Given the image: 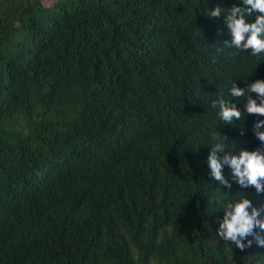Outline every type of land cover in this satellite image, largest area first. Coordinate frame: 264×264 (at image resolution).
Here are the masks:
<instances>
[{
	"label": "trees",
	"instance_id": "1",
	"mask_svg": "<svg viewBox=\"0 0 264 264\" xmlns=\"http://www.w3.org/2000/svg\"><path fill=\"white\" fill-rule=\"evenodd\" d=\"M234 6L0 0V264H264L255 241L217 234L243 196L264 219V193L226 165L219 185L207 163L217 142L261 146L264 117L229 125L213 107L243 112L232 84L264 80V55L231 46Z\"/></svg>",
	"mask_w": 264,
	"mask_h": 264
},
{
	"label": "clouds",
	"instance_id": "2",
	"mask_svg": "<svg viewBox=\"0 0 264 264\" xmlns=\"http://www.w3.org/2000/svg\"><path fill=\"white\" fill-rule=\"evenodd\" d=\"M243 8L234 6L228 12L226 26L231 34V46L238 51H250L253 56L264 55V0H242ZM222 8L214 7L206 15L210 18L219 17ZM258 13L253 22H247L245 14ZM227 43L225 47H229ZM250 93H255L254 99ZM234 98H244V111L236 106L237 103L223 99L213 103L219 108V118L225 124L244 119L245 114L264 117V80H256L245 88L237 87L234 83L230 89ZM259 101V102H257ZM264 119L253 123L252 131L260 141V147L252 151L241 150L238 155L225 152V145L217 142L212 145L207 156L210 175L219 185L231 189L229 179L223 173L226 165L230 169L231 180L241 188L253 187L255 191L264 193ZM226 138V137H225ZM215 139V138H214ZM218 153H225L220 156ZM223 218L219 221L218 236L231 242L240 251L252 246L264 247V235L257 233L259 228L264 232V219H259L260 211L253 207L245 196L225 204ZM251 237V239H249Z\"/></svg>",
	"mask_w": 264,
	"mask_h": 264
}]
</instances>
